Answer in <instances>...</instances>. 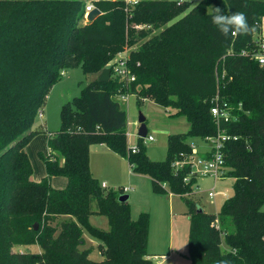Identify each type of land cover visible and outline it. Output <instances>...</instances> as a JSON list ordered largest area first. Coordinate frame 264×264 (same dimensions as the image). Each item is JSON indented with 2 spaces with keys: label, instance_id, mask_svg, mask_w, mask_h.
<instances>
[{
  "label": "trees",
  "instance_id": "16d2710c",
  "mask_svg": "<svg viewBox=\"0 0 264 264\" xmlns=\"http://www.w3.org/2000/svg\"><path fill=\"white\" fill-rule=\"evenodd\" d=\"M87 1L102 12L81 23ZM186 3L138 0L125 10L123 0H0V264L150 263L149 215L133 217L128 200L118 199L123 188H104L93 175L89 147L97 142L148 175L156 191L184 197L192 264H264V63L240 53L253 45L264 0H201L184 11ZM211 4L243 12L254 30L223 37L211 23ZM126 48L134 78L96 76L62 105L61 126L48 134L47 152L39 153L46 174L33 180L25 145L40 132L32 125L52 85L64 69L98 72ZM123 92L187 118V131L168 134L166 157L149 158L142 136L136 151L127 146L126 111L114 96ZM216 94L235 119L215 121L210 106ZM222 128L231 135L222 150L233 193L216 212L198 210L186 196L197 178L184 181L189 165L175 170L172 162L192 153L194 138L204 142ZM54 175L66 178L63 187L52 186ZM92 214L106 216L108 227L92 224ZM85 231L98 239L100 259L84 246ZM35 242L39 251L12 249Z\"/></svg>",
  "mask_w": 264,
  "mask_h": 264
},
{
  "label": "rangeland",
  "instance_id": "374dc122",
  "mask_svg": "<svg viewBox=\"0 0 264 264\" xmlns=\"http://www.w3.org/2000/svg\"><path fill=\"white\" fill-rule=\"evenodd\" d=\"M186 8L188 10L192 5L201 0H186ZM214 5H208L207 10L211 11ZM183 11V12H184ZM182 12V13H183ZM175 16L171 21L175 20ZM87 19L83 17L80 22H85ZM136 27H147L143 23H136ZM159 29H154L157 32ZM131 44V47H135ZM126 51V50H125ZM118 51L112 58L125 52ZM109 60V61H110ZM110 61V62H111ZM109 63V62H108ZM100 70L95 73H86L82 70L80 65L71 66L62 71L61 78L56 81L47 94L45 103L42 105V114L38 113L35 116V128L41 134L33 137L25 145L27 156L32 165L31 178L33 180H40L46 174L43 159L40 157V152H47V144L45 136L54 133L61 126L60 111L62 105L71 101L75 96L80 95L82 87L91 79L98 76ZM120 102L122 108L125 109L127 120L125 125L127 146L132 147L138 143L137 129L140 124L138 120L139 112L145 116V124L147 127V134L154 136L153 140L142 139L145 145V152L151 159H162L167 155V136L170 133L185 132L189 128V122L184 115H175L172 108H166L153 102L151 99H137L134 94H127L125 97L114 95ZM195 140V141H194ZM196 145L201 143L199 138H194ZM130 148H127L129 152ZM124 157V156H122ZM90 169L94 176L101 182L103 179L107 182V187H113L121 190L123 186L130 188V190H123L129 193L128 203L130 205L131 215L136 217L141 211H146L149 215V242L148 250H156L158 252L173 251L171 260L164 264H192L188 257L187 239L189 233V218L187 213V206L184 197L179 194L172 193L169 196L167 191H156L153 187L151 178L145 177L141 180H136L130 176L128 172L127 158L124 157V166L126 169L121 170L120 163L121 156L114 153V151L107 148L104 143H92L89 147ZM132 170V168H131ZM133 171V170H132ZM58 179L65 180V177L59 176L51 181L55 186ZM224 188L227 190V196L233 193V179L230 176H222L217 179L206 175L198 178L193 192L186 196L196 200L200 206L209 212H216L223 200L226 198L221 194H216L209 197L207 191L210 187ZM164 187L167 190L166 184ZM121 188V189H119ZM92 224L107 228L106 216L102 214H92L90 216ZM85 244L84 246H92L93 250L90 257L93 259H100L102 256L98 247V239L91 236L87 231L84 232ZM13 250H31L39 251L41 248L38 243L14 244Z\"/></svg>",
  "mask_w": 264,
  "mask_h": 264
},
{
  "label": "built area",
  "instance_id": "2783aa9c",
  "mask_svg": "<svg viewBox=\"0 0 264 264\" xmlns=\"http://www.w3.org/2000/svg\"><path fill=\"white\" fill-rule=\"evenodd\" d=\"M125 3V10H127L130 6L135 4L138 0H123ZM95 7V5L91 1H87L85 4V10L83 17L86 19V13ZM252 47L247 49L245 47L240 49L241 54H249L251 57L255 58L260 64L264 63V20H262L258 24V28L252 34ZM126 50V51H125ZM122 51V50H121ZM125 52L113 58V61H109L108 67H110V76L117 77L120 81H129L134 78V75L130 72L127 66V51L128 49H124ZM120 52V51H119ZM227 53L232 54L231 49H228ZM129 93H117L119 97H125ZM210 111L215 118V121L219 123V121H228L230 119H235L236 116L232 112L231 107L225 102L221 101L218 98V94L214 96L212 99V104L210 106ZM40 116L42 115V111L39 110L37 112ZM231 135L226 133L225 130L218 129L216 135L209 136L206 138L204 143L208 145L207 149L204 151L208 152V156H203L198 154V145L192 140L190 142L193 151L190 155H183L181 158H176L172 162V166L175 170L181 168L184 164H188L190 167V171L183 177L184 181H188L190 175H194L196 178L201 176L209 175L214 179L224 176L223 175V166H224V152L222 150L223 143L226 139H228ZM235 138L236 136L233 135ZM147 140H153L154 136L151 134H146L144 136ZM137 150V146H132L131 151L134 152ZM195 184L193 185V191L195 189ZM104 186L105 183L103 182ZM127 189V187H123V190ZM192 191V192H193ZM217 192H221L223 195L227 196L225 191H216L214 187H210L207 191L209 197H213ZM172 193V192H169ZM191 192L186 193L189 194ZM217 225V223H216Z\"/></svg>",
  "mask_w": 264,
  "mask_h": 264
},
{
  "label": "clouds",
  "instance_id": "9594fccd",
  "mask_svg": "<svg viewBox=\"0 0 264 264\" xmlns=\"http://www.w3.org/2000/svg\"><path fill=\"white\" fill-rule=\"evenodd\" d=\"M209 15L211 23L225 38H228L230 35H248L254 30L249 25L247 16L243 12L225 13L219 6H214ZM218 264H228V261L220 260Z\"/></svg>",
  "mask_w": 264,
  "mask_h": 264
},
{
  "label": "crops",
  "instance_id": "0c3cea01",
  "mask_svg": "<svg viewBox=\"0 0 264 264\" xmlns=\"http://www.w3.org/2000/svg\"><path fill=\"white\" fill-rule=\"evenodd\" d=\"M43 115V114H42ZM32 128L33 129H36L35 128V123H33V125H32ZM39 134H41L40 132L38 133V134H36L34 137H36L37 135H39ZM48 136V135H47ZM47 136H45V141H47ZM207 147H208V145H206L204 142H201V143H199L198 144V152H200V153H205L204 151L207 149ZM107 148H109L108 146H107ZM110 149V148H109ZM110 150H112V149H110ZM113 151V150H112ZM114 153H116L115 151H114ZM116 154H118V153H116ZM120 155V154H119ZM121 156V160L122 161H118L119 163H120V166H121V170L123 171L124 169H126V167L124 166V157H122V155H120ZM89 162H90V159H89ZM127 163H128V172L130 173L129 175L130 176H133V178H135L136 180H141L142 178H145V177H148V178H150L148 175H146V174H142V173H138V172H135V171H132L131 170V166H130V163L128 162V160H127ZM91 168V167H90ZM57 177H59V175H54V176H52L51 178H50V182L54 179V178H57ZM64 177V176H63ZM233 179V178H232ZM197 180H198V178H197ZM105 183V187L107 186V182H106V180H102L101 181V184L102 183ZM65 183H66V178H65V180H63V179H58V181H57V183L55 184V186L54 187H63L64 185H65ZM53 186V185H52ZM217 185H215V187H216ZM123 187H125V186H123ZM217 188V187H216ZM125 190H130V188H128L127 187V189H125ZM225 191L226 193H227V190L226 189H224V188H217V190L216 191ZM129 194V193H128ZM169 194V196H172L173 194L172 193H168ZM216 194H221L222 196H225V195H223L221 192H217ZM130 196V195H129ZM225 197H227V196H225ZM129 199V198H128ZM134 217V216H133ZM149 225H150V223H149ZM149 229H150V226H149ZM148 242H149V234H148ZM147 251H148V259L150 260V263L149 264H164L166 261H169V260H171L172 259V257H173V251H170V252H158V251H156V250H148V245H147ZM174 262V261H173ZM173 262L172 263H170L169 262V264H173Z\"/></svg>",
  "mask_w": 264,
  "mask_h": 264
},
{
  "label": "water",
  "instance_id": "95a60500",
  "mask_svg": "<svg viewBox=\"0 0 264 264\" xmlns=\"http://www.w3.org/2000/svg\"><path fill=\"white\" fill-rule=\"evenodd\" d=\"M101 9L97 6L93 7L86 13V19L87 20H93L96 16H98L101 13ZM100 81H107L110 78V67L105 66L103 67L97 77ZM138 120L140 122L138 129H137V134L138 136L144 137L147 134V127L145 124V116L141 112H139L138 115ZM129 194L128 193H121L118 196V199L120 201H125L128 200ZM203 208L201 206L198 207V210H202ZM35 224V228H36Z\"/></svg>",
  "mask_w": 264,
  "mask_h": 264
}]
</instances>
